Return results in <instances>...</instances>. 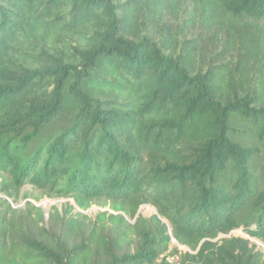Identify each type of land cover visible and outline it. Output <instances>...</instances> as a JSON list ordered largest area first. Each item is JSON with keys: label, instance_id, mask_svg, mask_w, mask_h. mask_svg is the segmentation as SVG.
Here are the masks:
<instances>
[{"label": "trees", "instance_id": "trees-1", "mask_svg": "<svg viewBox=\"0 0 264 264\" xmlns=\"http://www.w3.org/2000/svg\"><path fill=\"white\" fill-rule=\"evenodd\" d=\"M29 185L112 213L7 264H156L172 239L264 264L231 235L264 243V0H0V194Z\"/></svg>", "mask_w": 264, "mask_h": 264}, {"label": "rangeland", "instance_id": "rangeland-1", "mask_svg": "<svg viewBox=\"0 0 264 264\" xmlns=\"http://www.w3.org/2000/svg\"><path fill=\"white\" fill-rule=\"evenodd\" d=\"M105 212L112 213L108 207L102 208L98 205L91 207L87 211H81L77 208L72 198L56 197V195L48 197L42 190L31 185L25 186L19 192L16 200H8L0 194V220L2 221V225H0V243H5L7 248L0 253V257L5 258L3 264H7L8 260L13 258L21 259L23 256L29 255L33 258L36 257V254L28 252L24 239L45 242L54 249H63L64 245L67 248H72L73 245L79 244L81 240L66 241L64 235L68 219L79 215V220L83 222V236L88 238L93 224ZM156 215V209L147 204L140 207L136 218L140 217L146 221ZM126 218L131 224H135V220L133 221L127 216ZM165 223L169 226L168 222ZM231 235L252 240L257 244L258 249L264 252V243L252 239L243 231L236 230ZM231 235H221L214 242L226 239ZM186 252L191 251L172 239L169 250L159 256L156 264H169L167 258L170 257L182 262Z\"/></svg>", "mask_w": 264, "mask_h": 264}, {"label": "built area", "instance_id": "built-area-1", "mask_svg": "<svg viewBox=\"0 0 264 264\" xmlns=\"http://www.w3.org/2000/svg\"><path fill=\"white\" fill-rule=\"evenodd\" d=\"M167 262H169V264H180V262H178L174 257L167 258Z\"/></svg>", "mask_w": 264, "mask_h": 264}]
</instances>
